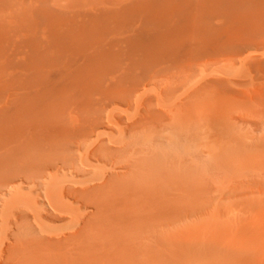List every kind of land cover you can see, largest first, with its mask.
Instances as JSON below:
<instances>
[{
	"label": "rangeland",
	"instance_id": "rangeland-1",
	"mask_svg": "<svg viewBox=\"0 0 264 264\" xmlns=\"http://www.w3.org/2000/svg\"><path fill=\"white\" fill-rule=\"evenodd\" d=\"M210 1L0 0V115L17 112L20 80L65 38L132 37L154 8ZM245 23L140 45L168 70L119 69L115 94L127 100L114 102L97 130L112 150L58 174L65 186H100L101 205L67 198L53 219L43 191L0 186V264H60L46 260L42 238L76 231L60 244L78 250L76 264H264V19Z\"/></svg>",
	"mask_w": 264,
	"mask_h": 264
},
{
	"label": "bare ground",
	"instance_id": "bare-ground-1",
	"mask_svg": "<svg viewBox=\"0 0 264 264\" xmlns=\"http://www.w3.org/2000/svg\"><path fill=\"white\" fill-rule=\"evenodd\" d=\"M210 2V4L200 2L184 4L175 8H154L153 10L157 13L154 12L152 16L144 19L139 24L138 30L132 33V37L127 38L126 36L123 39L89 35L80 38L69 37L61 42L59 51L49 56L44 54L46 52H42V56L41 51L40 53L37 51V54H41L38 56L47 57L43 60L38 57L39 61L40 59L42 61L41 63L37 61L39 65L36 71H32L25 80L23 78V81L20 80L17 112L13 115H0V186L6 188L20 182V187L15 188L17 191L23 188L43 191L45 201L47 200L49 206L53 208L51 216L53 219L62 218L58 212L65 213L62 211L63 207H66L67 198L77 203L83 201L85 205L90 204L96 207L101 205L98 199L96 200L99 203L94 201L100 186L91 185L89 181H78L77 184H87L81 188L65 186V182L58 177V174L76 167L79 158L82 161L85 158L88 161L92 158L98 160L100 159L99 153L106 151L105 148L112 150V147L101 140V135L97 134V130L103 122L104 113L114 102L127 100V97L115 94L117 87H121L119 86L120 78L118 79L117 76L119 69H125L123 72L127 73V62H130L128 69L134 67L130 72H141L140 75L143 77L155 73L162 75L163 71L168 70L167 65H162L161 61L151 56L152 53L139 46L155 43L165 45L167 40L176 39L191 30L201 35H211L218 31L217 27L213 26L214 24L222 27L225 22L245 21L246 23L251 22L252 25L253 22L264 19V0H212ZM127 41L131 42L130 51H132L128 59ZM247 47L242 45L239 48L232 47V49L236 53L239 50L242 52ZM32 54L36 55V53ZM35 55L33 59L37 58ZM132 65L134 66L131 67ZM21 74L18 75L21 76ZM22 76L25 77V75ZM159 140L162 141L160 138ZM184 144L187 142L183 143V146ZM180 146L181 144L176 147ZM91 148L92 150L89 151ZM177 148H173V151L180 149ZM183 149L181 153L184 152ZM84 151L86 155H82ZM159 153L161 154L160 151ZM170 153L173 154L171 151ZM104 157L107 156L104 155ZM189 160L187 158L186 161ZM109 165H113L111 160ZM172 168L175 170L176 167L172 166ZM143 183L146 184L145 181ZM141 188L140 192L147 194L148 186L143 185ZM17 201H22V199ZM77 232L80 231H76L68 238H76ZM68 238L65 236L42 238L47 252L46 260L66 264L69 258L70 264L77 262V249L73 248L69 253L60 249V244ZM49 246L53 248L49 249Z\"/></svg>",
	"mask_w": 264,
	"mask_h": 264
}]
</instances>
